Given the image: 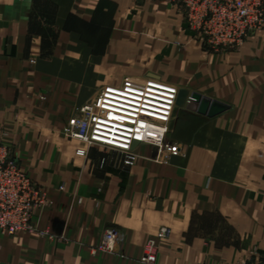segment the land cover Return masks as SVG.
Returning <instances> with one entry per match:
<instances>
[{
  "label": "crops",
  "instance_id": "0c3cea01",
  "mask_svg": "<svg viewBox=\"0 0 264 264\" xmlns=\"http://www.w3.org/2000/svg\"><path fill=\"white\" fill-rule=\"evenodd\" d=\"M181 2L0 0V128L63 132L94 81L158 79L204 106L175 108L162 161L149 146L128 166L76 140L18 138L48 203L35 233L0 234V264H146L148 240L151 264H264V26L212 52ZM206 102L223 111L208 118ZM107 229L114 250L95 251Z\"/></svg>",
  "mask_w": 264,
  "mask_h": 264
},
{
  "label": "built area",
  "instance_id": "2783aa9c",
  "mask_svg": "<svg viewBox=\"0 0 264 264\" xmlns=\"http://www.w3.org/2000/svg\"><path fill=\"white\" fill-rule=\"evenodd\" d=\"M183 4L192 27L204 35L203 43L210 50L239 47L253 31L264 26V0H183ZM178 95L176 86L148 79L129 122L112 118L105 110L104 99L96 97L75 109L65 136L87 147L121 154L128 166L137 160L140 146L154 148L156 160L162 161ZM47 203L45 194L17 166L8 149L0 145V234L32 233V215ZM165 234L162 231L161 235ZM118 238L116 231L107 229L95 251L112 252ZM155 254V244L148 240L142 262L151 264Z\"/></svg>",
  "mask_w": 264,
  "mask_h": 264
},
{
  "label": "rangeland",
  "instance_id": "374dc122",
  "mask_svg": "<svg viewBox=\"0 0 264 264\" xmlns=\"http://www.w3.org/2000/svg\"><path fill=\"white\" fill-rule=\"evenodd\" d=\"M182 5L183 2H181ZM184 9L186 10L185 6ZM189 13H184V21L187 24V27L189 29V31L192 32L193 37L198 41L201 42V44L203 46H205V48L208 49V47L203 43L204 38H203V34L199 33L197 30H195L190 21H189V17H188ZM240 47V46H239ZM238 48V47H236ZM235 48V49H236ZM227 49H234V48H223L221 50L218 51H222V50H227ZM51 50H48V53ZM212 52H217L216 50H209ZM50 55V53H49ZM149 79H153V78H149ZM148 79H144L142 82L139 80H132V81H123L120 83L114 82V83H107V82H99V81H94L91 82V86L93 88L92 90V95L91 98L94 99L96 97H102L105 101V110L107 113H109V115L112 118L121 120V121H125V122H129L131 120V115L133 113V109L137 100V97L140 93V90L142 88V86L144 85V83L147 81ZM158 80V79H156ZM161 81V80H159ZM163 82V81H162ZM167 83V82H166ZM170 84V83H169ZM175 86V85H174ZM177 87V86H176ZM178 88V87H177ZM178 92H179V96L177 99V103H176V107L180 108L184 105H186V103L192 104V105H198V107H204L203 104H200L199 102H197L199 100V97L196 95H190L187 91L178 88ZM37 136V137H49V138H68L71 139L69 137L65 136V130L63 132H57V131H27V130H13V129H3L0 128V145L7 148L11 157L13 158V160L15 161V163L17 164V166L23 171L22 167L20 166V164L17 162V158L16 156H14V153L18 152L19 150H21V152L17 153L19 155L24 154L23 151H25V146H18L17 143V139L18 138H26L28 136ZM71 140H75V139H71ZM77 141V140H76ZM36 212V211H35ZM34 214V213H33ZM33 216V215H32ZM32 226V233L36 232L35 226ZM30 234V233H27Z\"/></svg>",
  "mask_w": 264,
  "mask_h": 264
},
{
  "label": "water",
  "instance_id": "95a60500",
  "mask_svg": "<svg viewBox=\"0 0 264 264\" xmlns=\"http://www.w3.org/2000/svg\"><path fill=\"white\" fill-rule=\"evenodd\" d=\"M179 96V95H178ZM206 105V110H205V114L208 118H212V117H215L217 116L219 113H221L223 111V108L218 104V103H215V102H212V103H204Z\"/></svg>",
  "mask_w": 264,
  "mask_h": 264
}]
</instances>
